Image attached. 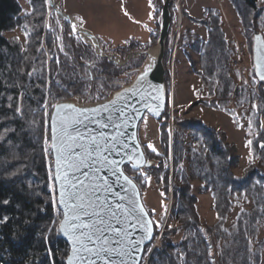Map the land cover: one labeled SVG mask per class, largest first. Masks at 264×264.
<instances>
[{"label":"trees","instance_id":"1","mask_svg":"<svg viewBox=\"0 0 264 264\" xmlns=\"http://www.w3.org/2000/svg\"><path fill=\"white\" fill-rule=\"evenodd\" d=\"M228 1L244 27L252 55L254 35L264 36V0ZM163 3L164 0H153L155 29L150 41L143 48L132 45L120 51L123 56L158 42ZM30 6L31 11L24 13L19 0H0V264H66L68 244L55 231H49L59 227L58 218L62 216L57 211L53 162L47 160L44 145L46 131L51 134L52 108L48 113L43 108L48 91L56 102L103 100L107 95L104 91L110 94L133 80L145 56L131 58L123 65L115 64L97 56L93 48L79 40L68 22L64 37L69 54L66 55L53 35L44 37L46 0H30ZM171 13L165 64L172 57L175 3L171 5ZM206 13L205 18L195 20L207 29L206 40L198 38L191 48L198 55L199 66L192 52L187 51L186 56L211 95L226 99L234 94L241 107L251 103L247 126L251 160L243 173L237 175L234 170L242 158L238 147L226 133L201 119L175 120L178 128L170 131L167 72L168 101L158 121L163 154L146 144L143 148L148 159L154 160L149 175L157 182L163 179L165 194L168 196L171 188L174 196L171 217L178 226L167 228L165 234L181 230L182 237L178 246L167 237L164 241L167 249L154 251L148 264H213V259L216 264H264V239L258 238L260 227L264 228V81L258 80L252 64L250 77L254 89L249 90L242 79L237 85V76L230 74L227 67L231 52L220 13L213 8ZM17 30L22 37L8 35ZM100 43L106 52L119 53L101 40ZM91 74L92 82L88 80ZM210 106L216 107V103ZM226 112L234 114L228 108ZM125 171L141 190L146 188V182L128 165ZM194 181L200 183L201 193L211 194L217 215L214 227L201 223ZM247 197L251 208H241L234 225L227 227L235 205L248 201ZM148 210L153 217V211ZM217 242L222 243L219 256L214 252ZM150 246L145 249L142 264Z\"/></svg>","mask_w":264,"mask_h":264},{"label":"rangeland","instance_id":"2","mask_svg":"<svg viewBox=\"0 0 264 264\" xmlns=\"http://www.w3.org/2000/svg\"><path fill=\"white\" fill-rule=\"evenodd\" d=\"M19 1L23 7L24 13L31 11L30 0ZM55 2L60 10L65 13L67 12L68 7L66 6V0H55ZM173 3L176 5V20L173 27L174 37L171 41L172 57L166 63V68L168 69L167 71L170 77L169 105L171 117L174 120H179L185 117L201 119L208 126L226 133L229 141L236 144L240 151L242 157L241 162L234 172L237 175H241L244 168H246L251 160L249 145L250 136L247 128L250 122L251 103L245 104V106L241 107L238 106L239 99L234 94H231L230 97L226 99H220L211 95L208 89L203 86L199 76L194 72L186 56V52H192V43L198 40V38L204 41L206 40L207 29L196 23L195 20L205 18L208 15L206 11L213 8L215 10L217 9L220 13L222 19L221 27L225 31V34H228L233 30L234 34H237L238 38H240L246 52L245 54H247L244 63L250 64L252 55L248 50V40L244 33V27L241 25L233 5L228 0H174ZM124 6V9H122L116 0H106V4L103 6L104 10L100 12L98 11L95 14L96 17L92 16L94 14H89L86 22V26L94 29L95 35H98L102 43L119 51V53H114V55L121 57L122 59H124L126 55L123 56V53L121 54L120 51L129 49L132 45H140V47L143 48V46L150 41L151 33L155 29V10L153 9L152 0L151 3L149 0H126ZM70 7V10L72 9V11H76V6L72 0ZM46 8L47 17L44 26V37L47 38L48 36L53 35L58 41V46L61 52L69 55L64 46L66 31L65 23L67 21L56 15L53 6L50 4V0H46ZM73 15L77 16L76 14ZM77 20L85 28L84 20L79 16H77ZM241 27L243 29L242 32L240 30ZM70 28L72 30L71 25ZM8 35L22 37L19 30ZM77 37L79 40L87 44L83 38L80 36ZM90 47L93 48L92 46ZM45 50L48 53V47H46ZM93 50L95 51L94 48ZM192 53L193 59L196 61L195 63L198 67V55L194 52ZM95 54L97 55L96 51ZM227 67L230 70V74L237 76V85L241 83L242 79V81L245 80L246 84H248L249 90L254 89L251 84L250 69H244L243 72H238L230 67V62H228ZM91 76L92 79H90L89 75L88 80L92 82L94 77L92 74ZM104 94H107L105 96L106 98L109 95V92L104 91ZM53 101L56 103L52 93L48 91V96L44 103L45 106L51 108ZM211 103H216V107L210 106ZM45 106L43 105V108L45 112L48 113L50 110L46 111L47 109ZM226 108L231 109L234 114L226 112ZM139 132L143 144L148 146L151 145L150 148L152 150L154 149V151H160V133L157 121L151 116H147L141 124ZM44 145L45 149H47V160L51 161V141L50 133H48V131H46L44 135ZM171 177L170 174V181ZM150 178L151 181L149 180L146 182V188L142 191V198L145 206L153 211V220L158 226L160 224L163 225L166 218H169L168 224L172 226H166L165 231L167 228H177V220L171 217V209L174 202L171 188L169 195L167 196L168 198H166V195L163 194L164 180L162 186V183L160 184L162 179L157 182L153 177ZM199 184L198 181L193 182L194 192L198 197V213L200 215L201 223L208 227H214L217 223V215L213 209V199L210 192L201 193L199 191ZM54 199L56 201V198ZM246 199L248 201H242L235 205L234 210L227 221V227L234 225L237 214L241 208H251L252 203L249 202L250 200L248 197ZM170 202H172L171 205ZM171 235L174 237L178 235L180 242L182 231L178 230L175 234L170 233V235L165 234L164 240ZM258 238L260 240L264 239L263 227H260ZM221 250L222 243L217 242L214 247V252L219 256ZM147 262L148 257L144 264H148Z\"/></svg>","mask_w":264,"mask_h":264},{"label":"snow or ice","instance_id":"3","mask_svg":"<svg viewBox=\"0 0 264 264\" xmlns=\"http://www.w3.org/2000/svg\"><path fill=\"white\" fill-rule=\"evenodd\" d=\"M149 2L151 3V0ZM256 39L259 41L260 37ZM149 71L151 65H146L140 79L144 80ZM258 75L264 80V71H259ZM101 107L107 111L106 106ZM76 111L79 114L86 111L99 113V109ZM120 114L124 115L123 112ZM85 119L88 117L85 116ZM108 120L110 123H103L100 120L91 122L98 124L101 129L120 127L111 123L110 116ZM82 123L83 121L75 117L69 118L60 114L53 117L51 140L52 148L56 151L55 180L60 183L58 204L63 206L57 211L63 219L59 220L58 228H49V231H55L71 242V254L67 256V264H140L142 257L138 258V254L143 250L141 246L153 239L152 222L143 219V216L147 215L143 206L136 205L143 216H137L135 224H127V220L136 209L126 208L122 203L113 204L105 196L98 195L113 193L121 201L125 199L119 192H113L107 176L100 175L102 169H108L113 176H117V180L120 179L117 169L122 161L109 159L112 153L120 152V148L117 147L122 143L119 140V133L109 136L103 131L92 130L85 135L74 127ZM76 173L80 175L76 176ZM123 180L131 184L127 176H124ZM7 219L4 217V220ZM118 224H127V227H117ZM137 227L143 231V236L133 240L132 232L128 229L135 231ZM49 251L51 253V250Z\"/></svg>","mask_w":264,"mask_h":264},{"label":"water","instance_id":"4","mask_svg":"<svg viewBox=\"0 0 264 264\" xmlns=\"http://www.w3.org/2000/svg\"><path fill=\"white\" fill-rule=\"evenodd\" d=\"M173 1L174 0H164V3L162 4L161 26L157 44L145 50L128 53L126 54L124 59H122L121 57H117L114 54L105 52L94 32L88 29L74 31L75 35L83 38L88 45L92 46L95 49L98 56L107 58L115 64L123 65L126 64L131 58L140 56H145V60L143 61V64L136 69V75L131 82L123 85L118 90L112 91L105 99L97 102H77L73 99H64L58 101L53 108L50 119V127L52 128L53 117L57 114L67 116L69 118L75 117L76 119L83 121V123L74 125V127H76L78 131L84 133L85 135H87V133L92 130H95V132L103 131L109 136L117 135V133H119V140L122 143L118 144L117 147L120 148V152L112 153L109 156V159L122 161L117 169V175L120 176V179L117 180V176H113L108 169H102L100 175L107 176L109 184H111L113 187V192H119L120 196L125 197V199L121 201L119 197L114 196L113 193H98V195L105 196L109 200V202L113 204L122 203L126 208H135L136 210L127 220V224H135L137 222L136 217L143 216V214L139 212V208L136 207L137 204L142 205L144 212L147 213L146 216H143V219L152 222L151 228L153 230V238L155 236L154 220L144 204L142 192L139 185L131 176L127 174V172L125 171V166L128 165L133 171H138L141 168L150 169L154 164V160L148 159L143 148V144L140 141L139 125L146 115H150L158 121L162 118L163 114L166 111L168 98L166 89L167 68L165 64V56L167 41L172 24L171 5L173 4ZM56 13L66 19L68 22H71L72 16L70 14L65 13L59 9H56ZM85 36L89 37L90 39H95L94 43L86 41ZM256 37H260V40L258 41ZM252 51L253 63L257 78L259 79V81H264L261 80L260 76L258 75L259 71H264V36L262 33H256L254 35ZM146 65H151V71L147 73V76L144 80H141L140 77L144 72ZM90 79H92L91 75ZM113 101H115V103H112ZM65 105H71L73 107H57ZM101 106H106L107 111H104L103 107ZM84 109H99V113L97 114L92 111H86L83 114H79L76 111ZM121 112H123L124 115H121ZM85 116L88 117L87 120L85 119ZM109 116L111 117V123L120 126L118 129L112 127L101 129L98 124H94L91 122L92 120H100L103 123H110V121L108 120ZM95 132L93 134H95ZM124 145H126V147H124ZM51 149L53 154V169L55 179L56 151L52 148V140ZM129 157H131V159H129ZM85 171H87V169H85ZM75 175L79 176L80 174L76 173ZM124 176H127L129 178L131 184L123 180ZM55 185L58 201L60 183L55 180ZM133 185H135L134 189ZM58 207L59 209L63 208V206L59 204ZM127 224H118L116 226L127 227ZM128 230L132 232L131 239L133 240L143 236V231L139 227H137L135 231H132V229L130 228ZM60 237L68 244V255H70L71 242L63 235H60ZM152 240L146 241L141 246L143 250L138 254V258L142 257L143 259L145 249L152 242ZM142 259H140V264L142 263ZM213 264H216L215 259H213Z\"/></svg>","mask_w":264,"mask_h":264},{"label":"built area","instance_id":"5","mask_svg":"<svg viewBox=\"0 0 264 264\" xmlns=\"http://www.w3.org/2000/svg\"><path fill=\"white\" fill-rule=\"evenodd\" d=\"M241 32L243 31L242 27H241ZM233 30L232 32H229L227 34L228 37V49L231 51V57H230V67L234 70H237L239 72H243L244 69H250L252 67V59L250 61V64H246L244 63V59L245 57H247V54H245V50L243 48L242 42L240 40V38H238L237 34H234ZM242 35V33H241ZM234 37V38H232ZM45 106V104H44ZM51 107V106H50ZM45 108L47 109L46 111H48L47 106H45ZM170 127L171 129L173 128H177L178 125L176 123V121L171 117V121H170ZM139 175L142 177L143 180H150L149 176H148V172L146 169H141L139 171ZM162 183L163 186V180L160 181V184ZM151 184V183H150ZM164 194V193H163ZM171 201V200H170ZM172 202H170L171 205ZM61 218H59L60 220ZM169 218H166L165 223L159 227L157 234L154 238V240L152 241L151 244V250L148 256V260L151 256V254L158 250V251H165L167 249L165 243H164V236H165V227L166 226H172L170 224H168ZM175 224V222H174ZM167 240H169L174 246H177L179 244V236L176 235L175 237L173 235L169 236L167 238Z\"/></svg>","mask_w":264,"mask_h":264},{"label":"crops","instance_id":"6","mask_svg":"<svg viewBox=\"0 0 264 264\" xmlns=\"http://www.w3.org/2000/svg\"><path fill=\"white\" fill-rule=\"evenodd\" d=\"M74 1L75 4V8L76 11H72V9L70 10V6H71V0H66V6L68 7L67 12L68 14H76L77 16H79L80 18H82L84 21V25L85 28H87L88 30L95 32L94 29H92V27H87L86 26V22L88 20V15L89 14H94L92 16L96 17V13L99 11L104 10L103 6L104 4H106V0H72ZM119 5L121 6L120 8L124 9V4L126 2V0H116ZM152 4H153V0H152ZM70 7V8H69ZM66 12V13H67ZM98 36V35H97Z\"/></svg>","mask_w":264,"mask_h":264},{"label":"bare ground","instance_id":"7","mask_svg":"<svg viewBox=\"0 0 264 264\" xmlns=\"http://www.w3.org/2000/svg\"><path fill=\"white\" fill-rule=\"evenodd\" d=\"M50 4L53 6V8L54 9H59V7H58V5L56 4V2H55V0H50ZM56 13V12H55ZM56 15L58 16V17H60V15H58L57 13H56ZM72 18V20H71V24H72V26L74 27V29L75 30H81L82 29V25L80 24V22H78V20H77V17H75V16H73V17H71ZM50 33V32H49ZM85 38H86V41H88V42H92V43H94V40L95 39H90L89 37H87V36H85ZM52 103V102H51ZM54 101H53V105H52V107H54ZM51 107V108H52ZM48 109H50V108H48ZM48 139V138H47ZM51 148V147H50ZM51 157V156H50ZM137 175V174H136ZM148 176L149 177H151L150 175H149V171H148ZM148 180H144V182H147ZM202 184V183H201ZM204 186V185H203ZM171 208V207H170ZM61 220V219H60Z\"/></svg>","mask_w":264,"mask_h":264},{"label":"flooded vegetation","instance_id":"8","mask_svg":"<svg viewBox=\"0 0 264 264\" xmlns=\"http://www.w3.org/2000/svg\"><path fill=\"white\" fill-rule=\"evenodd\" d=\"M128 54V53H127ZM132 71H134V69L132 70ZM136 71V70H135Z\"/></svg>","mask_w":264,"mask_h":264}]
</instances>
